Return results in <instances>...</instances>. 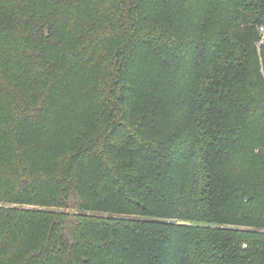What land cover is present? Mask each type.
Masks as SVG:
<instances>
[{
  "label": "trees",
  "instance_id": "16d2710c",
  "mask_svg": "<svg viewBox=\"0 0 264 264\" xmlns=\"http://www.w3.org/2000/svg\"><path fill=\"white\" fill-rule=\"evenodd\" d=\"M264 0H0V264H264Z\"/></svg>",
  "mask_w": 264,
  "mask_h": 264
},
{
  "label": "built area",
  "instance_id": "2783aa9c",
  "mask_svg": "<svg viewBox=\"0 0 264 264\" xmlns=\"http://www.w3.org/2000/svg\"><path fill=\"white\" fill-rule=\"evenodd\" d=\"M261 33H262V38H263V41H264V25L261 27Z\"/></svg>",
  "mask_w": 264,
  "mask_h": 264
}]
</instances>
